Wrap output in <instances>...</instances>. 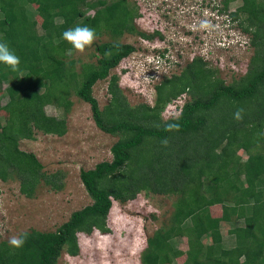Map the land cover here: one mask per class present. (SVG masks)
Listing matches in <instances>:
<instances>
[{
    "label": "trees",
    "instance_id": "1",
    "mask_svg": "<svg viewBox=\"0 0 264 264\" xmlns=\"http://www.w3.org/2000/svg\"><path fill=\"white\" fill-rule=\"evenodd\" d=\"M233 1L222 0L221 11ZM238 1L229 16L249 35L252 49L241 76L226 82L194 56L179 72L163 75L155 84L152 105L132 106L118 84L119 76L110 74L135 51L122 36L163 37L159 30L137 29L136 4L0 0V42L20 59L15 72L0 63V96L6 98L4 104L0 98V109L7 114L0 118V181L18 180L20 192L28 198L40 185L53 191L63 188L64 174L44 171L35 154L20 149L18 142L33 139L35 131L63 136L71 93L90 105L100 130L117 136L111 160L80 170L91 203L74 210L53 231H24L29 235L20 248L0 239V264H56L63 249L76 255L78 233H108L113 201H131L143 191L175 200L168 224L147 237L140 264H264V0ZM78 25L107 40L94 45L96 59L81 63L77 71L71 58L76 49L62 33ZM107 78L110 97L100 108L92 88ZM182 96L176 108L180 119H163L162 113ZM49 104L62 109V115H47L44 108ZM237 109L243 110L240 120L233 116ZM165 123H178L179 131H165ZM165 138L167 145L161 143ZM239 150L245 152V160ZM222 223L230 226V248L222 244ZM181 238L185 250L178 245ZM180 256L185 257L178 263Z\"/></svg>",
    "mask_w": 264,
    "mask_h": 264
},
{
    "label": "rangeland",
    "instance_id": "2",
    "mask_svg": "<svg viewBox=\"0 0 264 264\" xmlns=\"http://www.w3.org/2000/svg\"><path fill=\"white\" fill-rule=\"evenodd\" d=\"M129 1L139 8L135 20L137 29L148 33L159 30L163 36L154 40L143 39L137 34L122 36L121 40L133 44L135 51L122 59L110 74L119 76L118 84L130 105H152L155 84L163 75L179 72L194 56H200L208 66L215 68L217 75L226 82L245 72L252 55L249 35L241 31L237 21L229 16V12L240 5L238 0L229 3L225 12L221 11L222 0ZM93 13L94 10L88 11L90 15ZM35 18L40 22L38 16ZM201 20H208L211 27L193 28ZM104 40H107L104 36L95 38L83 52L75 50L71 53L77 71L81 63L96 59L94 45ZM107 80H98L92 88L100 108L109 101ZM183 96L166 113H162L163 119L170 112L178 111L176 108L182 103ZM0 98L1 104H4L6 98L2 95ZM69 100V111L64 114L67 131L63 136L35 131L33 139L18 142L20 149L35 154L44 171L59 170L64 174L63 188L53 191L40 185L35 196L28 198L20 192L18 180L0 181V239L9 241L10 237L31 229L53 231L74 210L91 203L80 180V170L111 160L110 148L117 136L105 133L95 125L88 103L72 93ZM44 110L47 115H62V109L52 104L46 105ZM6 115V111L0 109L1 120ZM238 154L245 160L243 150H239ZM174 200L175 196L143 191L131 201H113L107 217L110 231L106 234L98 230L89 235L78 233L79 252L70 255L63 249L56 264H140V252L147 237L168 224ZM218 207L212 206L211 209L215 211ZM229 228L228 224L222 223V244L225 248L234 245ZM178 242L180 249L185 250V239L181 238ZM184 257H178L177 262H182Z\"/></svg>",
    "mask_w": 264,
    "mask_h": 264
},
{
    "label": "clouds",
    "instance_id": "3",
    "mask_svg": "<svg viewBox=\"0 0 264 264\" xmlns=\"http://www.w3.org/2000/svg\"><path fill=\"white\" fill-rule=\"evenodd\" d=\"M208 29L211 27V24L208 20L199 21L198 25H193V28ZM62 38L72 45L77 51L83 52L86 46H89L93 43L95 39L94 29H91L88 26H76L74 28H69L62 33ZM110 55V53H106ZM0 63L11 68L12 71H17L20 63L19 57L10 50L9 46L5 42H0ZM242 109H237L233 114L234 119H242ZM181 112H170L166 119L178 121ZM180 125L178 123H165V131H179ZM162 144L167 145V139L161 141ZM29 233L23 232L19 236H12L9 238V244L12 247L20 248L24 245L28 238Z\"/></svg>",
    "mask_w": 264,
    "mask_h": 264
},
{
    "label": "flooded vegetation",
    "instance_id": "4",
    "mask_svg": "<svg viewBox=\"0 0 264 264\" xmlns=\"http://www.w3.org/2000/svg\"><path fill=\"white\" fill-rule=\"evenodd\" d=\"M136 20V19H135ZM135 25H136V21H135ZM150 33H152V32H150Z\"/></svg>",
    "mask_w": 264,
    "mask_h": 264
}]
</instances>
